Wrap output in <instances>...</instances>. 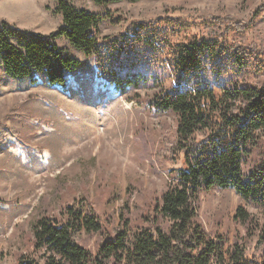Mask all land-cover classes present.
Masks as SVG:
<instances>
[{
    "label": "rangeland",
    "instance_id": "rangeland-1",
    "mask_svg": "<svg viewBox=\"0 0 264 264\" xmlns=\"http://www.w3.org/2000/svg\"><path fill=\"white\" fill-rule=\"evenodd\" d=\"M66 1L77 10L108 17L101 24V37L126 34L141 21L173 17L192 25L182 36H207L218 29L222 42L264 49V0H123L107 6ZM58 2L0 0V23L27 34H54L63 24ZM214 19L218 28L202 26ZM233 25L242 31L225 32ZM56 42L82 63L67 87L45 84L40 76L36 83L14 81L0 65V264H18L19 255H30L36 223L66 222L67 208L78 203L84 211L91 205L102 226L100 233L83 232L79 239L96 252L122 222L140 224L173 181V170L181 167L166 156L158 158L173 144L177 115L149 106L154 94L174 87L170 69L141 63L135 72L148 79L147 84L123 93L98 76L92 58L66 39ZM208 69L218 98L225 85L237 81L249 87L264 85V72L250 69L236 76L223 70L217 78ZM238 209L251 216V229L257 228L253 238L235 220ZM199 215L208 233L230 242L238 239L249 256L255 252L258 232L264 228L263 208L233 189H213L201 195Z\"/></svg>",
    "mask_w": 264,
    "mask_h": 264
},
{
    "label": "trees",
    "instance_id": "trees-1",
    "mask_svg": "<svg viewBox=\"0 0 264 264\" xmlns=\"http://www.w3.org/2000/svg\"><path fill=\"white\" fill-rule=\"evenodd\" d=\"M91 1L107 6L123 0ZM58 11L63 24L48 36L0 23V65L5 75L34 83L40 76L45 84L67 87L82 63L57 44L61 38L92 58L98 76L123 93L147 84L148 79L135 72L141 63L169 68L174 87L154 94L149 106L177 115L173 144L158 158L166 156L181 167L173 170L175 177L161 199L142 216L145 221L122 222L96 252L79 239L83 232L100 233L102 226L91 205L84 211L78 203L67 208L66 222L36 223L33 251L19 255L18 264H264V228L249 256L238 239L230 242L208 233L199 215L201 195L213 189H233L264 209V85L249 87L237 81L225 85L218 98L208 72L210 68L217 78L223 70L236 76L250 69L264 72V49L222 42V32L210 30L219 27L217 19L202 22L210 30L207 36H182L191 30L190 22L162 17L141 21L123 35L101 37L107 16L77 10L66 0H59ZM240 27L233 25L225 32L240 33ZM235 220L249 238L255 236L257 228L251 229L253 220L245 210L238 209Z\"/></svg>",
    "mask_w": 264,
    "mask_h": 264
}]
</instances>
